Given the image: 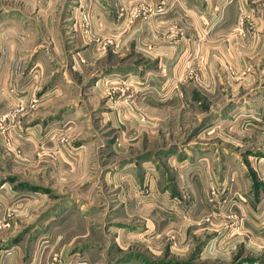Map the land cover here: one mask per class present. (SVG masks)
I'll return each instance as SVG.
<instances>
[{"label":"rangeland","instance_id":"374dc122","mask_svg":"<svg viewBox=\"0 0 264 264\" xmlns=\"http://www.w3.org/2000/svg\"><path fill=\"white\" fill-rule=\"evenodd\" d=\"M17 8L28 15L21 40L45 45L28 3ZM15 10L13 0H0L2 45ZM130 58L121 50L82 73L69 61L54 64L38 93L2 113L10 123L19 113L37 125L42 149L62 150L68 171L66 179L55 162L33 184L4 164L0 182L27 190L36 207L7 229L3 247L17 246L20 264H264V231L253 236L259 230L251 228L264 219L251 194L252 161L264 155V54L258 66L229 70L228 82L209 85L189 65L171 83L145 81L139 60ZM25 65L14 63L16 76ZM51 85L58 92L44 94ZM145 86L159 94H142ZM12 197L11 206L23 203Z\"/></svg>","mask_w":264,"mask_h":264},{"label":"crops","instance_id":"0c3cea01","mask_svg":"<svg viewBox=\"0 0 264 264\" xmlns=\"http://www.w3.org/2000/svg\"><path fill=\"white\" fill-rule=\"evenodd\" d=\"M22 1L13 0L16 10L9 13L11 27L10 24H7L9 29L6 24L2 27L7 32L4 45L0 43V116L11 105L26 99L28 94L38 93L52 74L54 64L63 65L69 61L78 73H82V67L96 66L124 50L131 55V64L133 59L139 60L144 68L142 77L145 81L158 84L163 78L171 83L178 78L180 69L189 65L200 69V81L209 85L217 80L228 82L229 70L243 74L240 68L251 64L252 67L258 66L264 54V0H234L218 19L204 11L202 0H25L27 11L37 20L30 24L35 33L43 35L45 45L33 42L31 36L26 44L21 40L19 25L28 28L21 22L28 15L17 8ZM119 5H123V12L119 11ZM136 12L138 14L134 17ZM121 14L124 15L123 21ZM138 16L140 18H136ZM68 29H71L72 44L66 43ZM8 37L12 40L9 41ZM17 60L29 64L27 70H22L18 76L13 69ZM133 77L136 76L131 75ZM100 80L93 83L94 94L104 85L99 83ZM184 84L182 90L186 93ZM147 87L142 88V94H159L158 88L155 91ZM58 89L56 86L45 89L44 94L57 93ZM18 115L14 123L0 117V178L1 169L6 164L12 175L19 173V180L28 179L37 184L36 174H41L39 171L42 170L52 173V164L57 162L61 174L67 179L62 150L58 153L46 144L48 149L43 150L41 129L22 122ZM259 134L263 142L264 132ZM252 169L257 186L251 194L261 210L264 208V155L254 156ZM1 184L11 202L12 195L23 196V203L20 200L12 206L0 199V219L8 211L12 212L10 230H13L22 218L25 221L30 217L36 204L27 202V190L15 189L13 183ZM33 192L32 195L38 194V191ZM240 196L245 199L250 193ZM252 225L253 230H259L253 231V236L264 231V219L258 225ZM8 231L0 232V264H20L22 251L17 246L10 251L3 247V242L12 235L11 232L7 235Z\"/></svg>","mask_w":264,"mask_h":264},{"label":"built area","instance_id":"2783aa9c","mask_svg":"<svg viewBox=\"0 0 264 264\" xmlns=\"http://www.w3.org/2000/svg\"><path fill=\"white\" fill-rule=\"evenodd\" d=\"M204 4V11L208 14L216 15V18H220L223 10L231 3L234 2V0H202ZM138 13L136 12L134 14V17ZM14 115H16V112H13ZM0 199H5V201H10V197L6 196L4 193V187L1 184L0 185ZM264 209V208H263ZM11 218H12V212L8 211L5 217L0 219V232L3 230H7L11 227Z\"/></svg>","mask_w":264,"mask_h":264}]
</instances>
